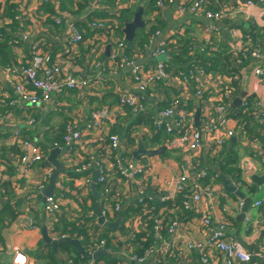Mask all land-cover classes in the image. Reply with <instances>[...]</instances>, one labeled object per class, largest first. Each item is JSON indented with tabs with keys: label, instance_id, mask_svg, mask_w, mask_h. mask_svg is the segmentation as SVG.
I'll return each instance as SVG.
<instances>
[{
	"label": "crops",
	"instance_id": "obj_1",
	"mask_svg": "<svg viewBox=\"0 0 264 264\" xmlns=\"http://www.w3.org/2000/svg\"><path fill=\"white\" fill-rule=\"evenodd\" d=\"M12 1L0 0V8L3 6L5 10L9 5L15 6L11 4ZM24 1L28 11L24 21H16V24L10 23L3 27L0 21V30H2L0 42L4 39L2 34L10 37L7 42L9 47L7 57H9L10 63L0 62V213L3 211V205L6 204L9 210L11 209L15 214L13 220L6 217L7 225L2 232L13 225L17 219L25 221L18 224L16 232L9 236L8 243L5 242L1 234L3 242L0 244V264H12L15 253L26 255L28 259L26 264L43 263L44 261L37 258L38 245L40 241L42 243L41 229L46 227L48 235L53 239H58L57 235L50 233L51 224L56 221V216H59L57 221L63 219V221L77 223L82 220L84 222L83 229L87 235H101L105 233V229H109L99 223L94 212L95 198L91 184L98 172L93 169V166H90L91 169L88 172L78 170L81 165L94 161L103 152V147H109L107 145L109 134L118 135L120 151H123L125 147H132L130 157L134 161L151 163L150 172L138 177L137 183L130 191H122L124 182L118 178L111 184V186L116 184L120 188L121 202L127 217L135 214L132 212V208L137 204V221L135 220L137 231L145 221L142 215L143 208H139L137 203L138 191L143 188L147 189L144 202L147 203V209L154 217L160 218L159 212L162 211L165 221L168 222L178 217L184 222L185 229L181 232L180 241L176 247H171L170 251V255L181 254L180 256L177 254L179 257L175 259L178 264H203L200 262V252L196 248L186 249V244L190 245L201 239L200 220L202 215L209 217L214 227L216 221L224 223L227 236L233 237L235 240L238 229H240L239 237L246 246L250 247L251 251L245 250L248 253L256 251L264 230V195H261L264 188L261 187L263 183L259 184V180L264 176V124L259 119H255L256 110L254 111V108L251 107L247 110L254 112L252 123L248 125L249 127L247 126V129L243 128L242 117L238 116L237 122L232 119L226 121L225 126L234 130L235 136L219 149L209 144L207 135L203 133L202 149L197 152H190L186 149L171 151L168 148L170 147L169 138L163 133L155 134L152 124L153 117H156L162 109L172 107L173 102L177 100L181 102L185 112L192 116V123L196 128L203 129L205 124L217 122L219 116L215 113V106L221 99V92L226 81H229L231 67L235 60L240 65L238 68L240 76L238 82H235L238 93L237 96L230 99L229 112H237L240 115L239 111L243 110L245 113L246 111L241 107L244 101L251 103L256 99L264 102V87L260 86L254 77V70L259 66H264V31L256 24V19H251L246 23L240 17L227 18L225 21L215 24L219 30L218 35H207L204 30L210 25V22L189 12L192 0H172L170 4L168 0H160L165 1L162 7L156 6V2L159 0H106L100 10H95L94 14L85 17L83 16L85 12L92 7V0H49L48 4L41 3V0ZM220 2L222 5H230L229 0H211V9L217 10ZM55 5L58 6L59 11L71 16H69L70 21H75L76 27L83 32V42L74 46L70 45L68 39L72 34L65 19L60 25H56L50 18L41 20L43 19L42 14L52 15L51 13H54ZM140 7L143 12L144 27L136 30L133 39L137 41V45L134 44L131 47L129 44L133 41L128 43L125 40L122 29L126 23L121 24L119 16L124 11L132 13L130 19L132 21ZM253 7L251 11L255 15L258 10L264 11V3L253 4ZM180 9H183V12H179ZM7 11L8 7L5 17H8ZM103 15L105 16L100 17ZM93 19L107 20L110 29L106 35L89 26ZM151 27H157L160 31L161 40L165 41L172 67L180 68V64H173L172 53L181 51L183 42H188L187 54L190 56L195 53L196 55L204 54L212 59L219 54L221 58H224V60H222L223 58L220 60L216 71L210 69L212 66L210 61L195 63L193 60L192 63L183 67L185 76H189L192 71L191 65L199 66L205 70L210 77L206 84L208 98L206 93L202 99L195 97V85L203 84L205 82L203 78L198 77L194 79V83H191V80L187 83L175 76L156 82L147 91L142 113L134 114L130 108L117 110L120 97L130 93L137 94L131 67L123 65L119 58L114 62L108 61L102 67L98 63L101 60L110 59V56L118 51L117 45L124 44L123 54L129 61H132V66H141L144 70L153 69L157 58L153 56L156 40L149 43L150 35H147ZM230 29L253 31L254 41L262 48L261 59L256 60L239 55L238 46L233 44L229 34ZM23 34H26L31 42L38 41L42 50L61 66L63 74L90 80L91 93L68 91L63 94L51 95L48 102L37 107L22 102H17L15 105L10 104L12 101H17L14 89L18 79L15 74L7 77L4 69L13 68L15 70L16 67L25 65L29 56L28 43L20 41L15 46L11 45L13 39H20ZM142 34L144 36L146 34L147 42H143L140 47L138 44L139 40H142ZM137 36H140V39L137 40ZM163 57L166 59V55ZM217 60L219 61V59ZM196 61L199 60L196 59ZM237 99L239 102L235 105L234 102ZM110 108H114L115 112L111 113L104 121L101 131L85 135L80 142L79 147L81 148L77 146L75 152L70 156L65 154L57 156L56 161L62 164L64 171L58 175L52 194L63 199L61 211L54 217H47L44 214V204L41 205V200L43 191L55 169L46 161L50 151L42 163L33 166L31 177L21 176L19 171L23 169V163L20 158L23 154L20 148L15 145L13 134L17 132L21 139L35 141L45 148L55 142L62 144L64 126L67 122L70 121L80 128H84L91 112ZM128 109L130 112L127 111ZM198 109L200 111L199 122L196 124L195 115ZM179 111L180 109H176L175 112ZM29 118L34 119L32 125L26 123ZM140 144L146 151L164 148V153L150 158L143 155L139 159H135L132 153L137 152ZM116 155H118V150ZM65 157L68 158V161L65 160ZM105 162L108 167L112 168L111 161ZM194 167L206 169L208 177L202 185L209 189L213 197L208 196V190L205 189L203 200L199 204L193 205L188 197L190 188H192L189 186L186 197H174L170 202L161 204L151 186L169 183L181 175L182 170H190ZM220 174L230 177L238 190L237 193L230 194L225 190ZM86 179L90 180L88 186ZM40 182L44 187L41 191L36 187ZM95 191L100 196L101 202L103 197L101 186L95 184ZM245 199L251 201L247 211L251 227H247L245 223L247 213L244 214L243 221H239ZM257 201L263 203L261 207L253 206V203ZM183 203L190 205V209H183ZM122 216H124L123 213H116L112 217L106 216L107 218L104 219L113 224ZM238 224H241L240 228H238ZM111 231L112 233H109L111 241L107 247L114 254L107 253L101 248L89 254L85 240L71 239L77 240L82 250L91 257L89 260L85 258L89 263L112 264L106 260V258H111L119 261L116 264H136L123 256L125 250L131 251L132 254L136 253L135 237L131 239V236H128L129 230L119 228V226L115 232ZM120 236L122 239L118 241ZM163 239L153 245L155 251L160 246L171 244L173 240L167 235H163ZM88 241H90V236ZM127 244H130V248L126 247ZM41 247L43 248L42 245ZM52 253L54 254L53 251ZM55 254L57 255V253ZM59 256L62 260L58 264H65L67 256L62 252L58 253V259ZM213 259V264H224L222 255L215 254ZM253 262V264H259L258 261ZM173 263L174 259L169 257L164 264ZM137 264H151V261L147 259Z\"/></svg>",
	"mask_w": 264,
	"mask_h": 264
},
{
	"label": "built area",
	"instance_id": "obj_2",
	"mask_svg": "<svg viewBox=\"0 0 264 264\" xmlns=\"http://www.w3.org/2000/svg\"><path fill=\"white\" fill-rule=\"evenodd\" d=\"M106 0H92V7L87 10L84 17L89 14H94L93 11L100 10L101 6ZM217 1V0H215ZM48 4L49 0H41V3ZM172 0H168L170 4ZM232 2V4H231ZM165 1H157L156 6L162 7ZM257 3H264V0H257ZM11 4H14L15 11L17 15L14 20L18 22L24 21L27 18L28 11L26 10L27 4L24 0H13ZM230 5H222L219 3L217 10L211 9V0H192L189 5V12L196 16L201 17L210 22V25L205 28V34L218 35V28L215 24L225 21L227 18L240 17L246 23L251 19H256V24L261 27L264 31V11L258 10L257 14H253L251 9L254 8L250 0H229ZM11 6V5H9ZM8 7V6H7ZM7 7L0 8V21L2 27L12 23V19L6 16ZM121 9V8H119ZM54 13L52 15L42 14L41 20H46L48 18L52 19L56 25H60L65 19L68 28L72 36L68 39L71 46L77 45L83 42V32H81L75 25V21H70V17L65 13L59 11L58 6L55 5L53 9ZM179 12H183L180 9ZM240 14V15H236ZM83 19V18H81ZM89 26L98 32H102L104 35L107 34L110 29V25H107V20L105 19H93ZM229 34L232 38L233 44L238 46V54L242 57L248 56L250 58L259 60L262 57V48L259 47L258 43L254 41L253 31H245L240 29H230ZM153 40L155 42V50L153 56L158 58L160 56L166 55L165 61H161L155 64L153 69L144 70L141 66H132V61L126 58L123 54L124 44L117 45V52H115L110 59L101 60L98 65L104 66L108 61L114 62L118 58L125 66L131 67V75L135 79L137 94L130 93L123 97H120L119 104L116 107L118 111L122 108H130L132 113L140 114L143 112L146 98L145 95L147 91L159 80H166L170 77L177 76L179 79L185 80L187 83L191 80V83L195 82V78H203L205 82L203 84L195 85V97L197 99H202L205 94L208 98V93L206 90V84L210 79L209 75L205 70L199 66L191 65L192 71L189 76H185L183 71L179 67H172L170 64L169 57L167 55V50L165 47V41L161 40V33L159 30L152 33L149 37V43ZM20 41L28 43L29 56L25 62L24 66L4 69L7 77H11L12 74L16 75L18 83L15 85L14 92L17 96V101H12L10 104L15 105L20 102L23 104H28L33 107L40 106L49 101L51 95L63 94L68 91H85L91 93L92 85L90 80H85L80 77H76L70 74H63L61 66L53 61L49 54L42 50L40 43L38 41L31 42L26 34H23L20 39H13L11 45L15 46ZM121 54V55H120ZM235 60V59H234ZM239 63L237 61L233 62V67H231L229 81H226V85L221 92V99L219 103L215 106V113L219 116L217 122H209L203 126V129L196 128L192 123V116L189 115L183 109L181 102L179 100L174 101L172 107L168 109L161 110L156 117L152 118V124L154 126V133H163L169 139L168 147L171 151L188 150L190 152H197L202 149L203 143V133L207 135V142L214 146V148L219 149L225 142L230 138L235 136V131L229 129L225 126L226 121L232 119L237 122V115L235 112L230 113V99L237 96L238 89L235 82H238L240 71ZM254 77L257 83L264 87V66H259L254 70ZM189 86V85H188ZM28 87V88H27ZM148 96V95H147ZM241 107L247 111L251 108L256 110L255 119H259L261 123L264 124V102L254 99L251 103L244 101ZM176 109H180L176 113ZM115 112L114 108L96 110L90 113V117L86 122L84 128H80L72 122H67L64 126V131L62 135V148L58 143H51L49 147H42L39 143L29 141L26 139H21L20 135L15 132L13 134V140L15 145L20 148L23 154L20 158L23 163V169L19 171L21 176L27 175L31 177V171L35 164L42 163L45 159L48 151L52 149H63L64 154L70 156L73 154L82 138L92 132H99L103 128V123L108 119L111 113ZM120 113V112H119ZM27 125H32L34 123L33 118H29L26 121ZM264 142V139H263ZM119 139L118 135L109 134L108 136V146L103 147V152L91 163H85L80 166L79 171L88 172L93 166V169L98 172V178L96 184L101 186L103 191V197L100 202V207L103 217L106 219L112 217L116 213H123L124 216L119 219V228L129 230V236L131 239L137 237V234L147 233V224L152 221L154 223V241L150 248L144 251L143 256L139 257L136 254H132L131 251L125 250L123 254L129 261L134 263H142L147 259H150L151 264H164L169 257L174 259L173 264H178L176 258L181 254L170 255L171 247H176V244L180 241L181 232L185 229V224L180 218L176 217L170 221H165V215L161 211L159 212L160 218L153 216L151 211L147 209V203L144 202V197L147 194V189L143 188L138 191L139 198L137 199L138 207L143 208L142 215L145 220L142 226L137 231V204L133 206L136 211L131 217H127L121 202V191L120 188L113 184L112 182L118 178L124 182L123 190H131L133 186L137 183V178L142 177L150 172L151 163L134 161L130 157V152L132 147H125L123 151H120L118 147ZM44 149V150H43ZM46 149V150H45ZM118 150V155L116 152ZM68 161V158L65 157ZM105 161H111L112 168L108 167ZM92 164V165H91ZM183 173L175 178L173 181L165 184L152 185V191H154L161 204H166L174 199V197L184 196L186 197V191L190 188V194L188 195L190 202L193 205L199 204L203 197L205 196L204 190H208V196L211 195L209 189L203 186V182L207 179L208 174L206 169L194 167L190 170H182ZM87 186L90 182L86 179ZM37 190H43V185L37 183ZM264 188V182L261 186ZM137 194V191H136ZM213 195H211V198ZM63 198H59L54 194L50 195L45 199L44 203V214L47 217H54L59 211H61V201ZM261 201L253 203L255 207L262 206ZM240 205H242L240 203ZM127 207V206H126ZM190 205L187 203L182 204L183 209H190ZM123 210V211H122ZM135 215V216H134ZM216 226L210 221L209 217L202 215L200 220V235L201 239L197 240L195 243L186 244V249L191 250L196 248L200 252V262L203 264H213V256L222 255V260L224 264H253V261H258L259 264H264V230L262 232V237L260 242L256 247V251L253 253H248L233 237H229L226 234V226L220 221H216ZM245 223L247 227H251L250 216L247 213L245 216ZM248 229V228H247ZM163 235L170 236L173 240L171 244L166 246H160L156 249L153 245L163 239ZM90 245L87 248L89 254L94 253L98 249H104L107 253L114 254L111 249L107 247L105 240H98L95 234H89ZM65 237V236H61ZM95 237V238H94ZM79 240H83L79 238ZM113 241V240H112ZM119 241V240H118ZM137 242V240H135ZM126 247L130 248V244ZM26 255L22 253H15L12 258V264H26ZM35 264H45L35 263ZM65 264H73L71 260L66 261ZM89 264H93L90 262Z\"/></svg>",
	"mask_w": 264,
	"mask_h": 264
},
{
	"label": "trees",
	"instance_id": "obj_3",
	"mask_svg": "<svg viewBox=\"0 0 264 264\" xmlns=\"http://www.w3.org/2000/svg\"><path fill=\"white\" fill-rule=\"evenodd\" d=\"M10 1V0H9ZM15 6H8V11H7V16L9 18H11L13 20L12 24H16V20H14V17L16 15L15 12ZM132 13L129 12H122L119 16V21L120 23H127L130 21L131 19V15ZM100 16V17H104ZM158 28L157 27H151L150 30L147 32V35H151L152 33H154L155 31H157ZM141 32L143 30H140ZM2 36H4V39L0 42V58L4 59V60H0L1 63L5 64V63H10L9 57H7L8 55V45L7 42L10 39L9 36H7L6 34H2ZM140 39V36H137V40ZM143 42H147V36L145 34H142V40H139V44L140 47L143 44ZM187 43L188 42H183L182 47L180 48L181 51L179 52H174L172 53V58H173V64L178 65L180 64V69L182 71L183 67L185 65H188L189 63H192L193 60H195L194 62L196 63H202V62H206V61H210L211 62V70H217V67L220 65V60L223 58L220 57V55H215L216 57H212V59L208 58L207 56H205L204 54L201 55H196V53L193 56H190L187 51L188 47H187ZM135 45H137V41H135V39H133V42L131 44H129L131 47H133ZM195 58V59H193ZM199 60V61H196ZM219 59V61L217 60ZM224 60V58L222 59ZM236 61V60H235ZM228 67H230V65H228ZM161 80L157 81L160 82ZM165 109V108H164ZM163 110V109H162ZM128 112L129 109L127 110ZM237 114V112H236ZM239 117H242V123H243V128L247 129V126L252 123V118L254 116V112L253 111H246L245 113H243V110L239 111ZM238 115V114H237ZM249 127V126H248ZM62 146V144H59ZM177 202V201H176ZM175 202V203H176ZM131 211V210H130ZM136 210L132 208V212H135ZM6 217H8L10 220H13L15 218V214L11 211V209L9 210L8 206H6V204L3 205V211H1L0 213V244H2L3 240L1 237V232L2 230L5 228V226L7 225V219ZM56 218L58 219L59 216H56ZM53 222L51 224L50 227V233L57 235L58 237L61 236H65V237H69V238H82L83 240H85V243L87 244V246L90 245V241L89 240V235H87V233L85 232V230L83 229L84 226V222L81 220L79 222H68V221H63V219L59 220V221ZM155 219V217L153 218ZM78 220H80V218H78ZM154 223L152 221H150L147 224V233H140L137 234V237L135 240H137V248H136V254L139 257L143 256V253L145 250H147L148 248H150L153 244L154 241V229H153ZM109 233H112V231L110 229H105V233L101 234V235H97L95 236L98 240H105L107 245H109V242L111 241V238L109 236ZM94 237V238H95ZM121 236L118 237V240L121 241ZM38 249H39V254L37 255V258L40 259L41 261H44L45 264H58L60 262V260H62L59 256V259L56 258V256L58 255V253L62 252L64 253L67 258L66 261L71 260L73 262V264H89V261L86 260L81 254H79V252L72 246L69 245H60L59 247H57V255L53 254L52 251L49 249V247H41V241L39 242L38 245ZM105 260V259H104ZM107 262H111L112 264H116L119 261L117 259H111V258H106ZM123 263V262H121Z\"/></svg>",
	"mask_w": 264,
	"mask_h": 264
},
{
	"label": "water",
	"instance_id": "obj_4",
	"mask_svg": "<svg viewBox=\"0 0 264 264\" xmlns=\"http://www.w3.org/2000/svg\"><path fill=\"white\" fill-rule=\"evenodd\" d=\"M253 4H256L257 3V0H250ZM142 8H138V10L136 11V13L134 14L133 16V19L132 21H130L129 23H126L124 25V28L122 29V32L123 34L125 35V40L130 43L133 41V38L135 37V32L136 30L138 29H142L144 27V22L142 20ZM2 30H0L1 32ZM157 61L158 62H161V61H165V58L163 56H160L157 58ZM239 102V100L237 99L234 104L237 105ZM199 114H200V111L199 109L197 110V113L195 115V123L198 124L199 122ZM164 153V148H159L157 150H154V151H146L143 146L140 144L139 147H138V150L137 152L135 153H132L134 158L135 159H139L140 156H143V155H146L147 157H153L155 155H159V154H163ZM60 154H64V151L61 150H57V149H52L50 150L49 152V155L47 157V162L52 165L55 169L54 171L52 172L50 178H49V181H48V185L47 187L45 188V190L43 191V196H42V200H41V205H43L45 203V199L47 197H49L50 195H52L53 193V188L55 186V183H56V180H57V177L60 173H62L64 171L63 169V166L62 164L58 163L56 161V158L58 155ZM97 178H98V175L96 174V176L94 177L93 179V182L91 184V189L93 191V194H94V198H95V206H94V212H95V215L98 217L99 219V223L101 225H103L104 227H107L111 230H113L114 232L117 230L118 226H119V218L116 220L115 223L111 224L109 222H106L104 217L102 216L101 214V211H100V196L96 193L95 191V184H96V181H97ZM220 179L222 180L223 182V185H224V188L225 190L230 193V194H234V193H237V188L233 185V182L232 180L230 179V177L226 176V175H223V174H220ZM264 182V176L259 180V184H262ZM251 204V201L250 199H245L244 200V204H243V207H242V214L240 215L239 217V221L242 222L243 219H244V214L247 213L248 209H249V206ZM21 222H25L23 219H17L15 221V223L13 225H11L8 229L4 230L1 234H2V237L4 238L5 242L8 243V240H9V236L16 232L17 228H18V224L21 223ZM241 224H238V228H240ZM239 230L238 229V232H237V237H236V241L246 250L248 251H251L250 250V247L246 246V244L240 239L239 237ZM41 236H42V243L41 245L43 247H50V249L54 252V254L56 253V248L57 246H60V245H69V246H72L74 247L78 252L79 254H81L84 258L86 259H90L91 257L86 254L82 248H81V245L80 243L75 240V239H71L69 237H61V238H58V239H53L51 238L49 235H48V231H47V228L46 227H42L41 229ZM57 258V256H56Z\"/></svg>",
	"mask_w": 264,
	"mask_h": 264
},
{
	"label": "rangeland",
	"instance_id": "obj_5",
	"mask_svg": "<svg viewBox=\"0 0 264 264\" xmlns=\"http://www.w3.org/2000/svg\"><path fill=\"white\" fill-rule=\"evenodd\" d=\"M143 21H144V20H143ZM261 195H264V191L261 192ZM128 236H129V235H128ZM59 238H61V237H59ZM127 239H128V237H127Z\"/></svg>",
	"mask_w": 264,
	"mask_h": 264
}]
</instances>
